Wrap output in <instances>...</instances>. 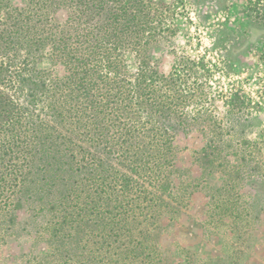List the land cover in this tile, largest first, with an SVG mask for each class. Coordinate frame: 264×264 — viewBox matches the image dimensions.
I'll return each instance as SVG.
<instances>
[{
    "label": "trees",
    "instance_id": "1",
    "mask_svg": "<svg viewBox=\"0 0 264 264\" xmlns=\"http://www.w3.org/2000/svg\"><path fill=\"white\" fill-rule=\"evenodd\" d=\"M22 2L0 0V246L26 211L73 263L166 264L161 236L201 186L181 180L177 140L225 129L188 108L207 99L196 64L165 73L156 57L177 33L174 4ZM221 145L201 150L209 167Z\"/></svg>",
    "mask_w": 264,
    "mask_h": 264
},
{
    "label": "rangeland",
    "instance_id": "2",
    "mask_svg": "<svg viewBox=\"0 0 264 264\" xmlns=\"http://www.w3.org/2000/svg\"><path fill=\"white\" fill-rule=\"evenodd\" d=\"M164 1L174 4L177 33L156 55L162 71L195 63L207 99L188 108L211 110L225 129L215 137L200 122L178 138L181 180L201 186L161 236V253L166 264H264V0ZM213 137L223 154L209 167L200 152ZM18 215L19 236L0 246V264H76L72 245L55 251L37 234L43 218Z\"/></svg>",
    "mask_w": 264,
    "mask_h": 264
}]
</instances>
